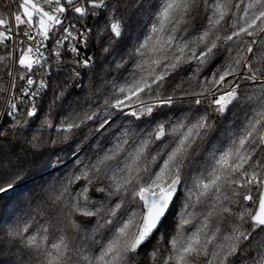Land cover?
Instances as JSON below:
<instances>
[{
	"label": "snow or ice",
	"instance_id": "6c2138e0",
	"mask_svg": "<svg viewBox=\"0 0 264 264\" xmlns=\"http://www.w3.org/2000/svg\"><path fill=\"white\" fill-rule=\"evenodd\" d=\"M129 7L4 0L0 201L42 145L110 147L77 159L34 212L0 217V264H142L144 249L147 264H264V0H158L135 42ZM62 72L43 120L54 135L27 137Z\"/></svg>",
	"mask_w": 264,
	"mask_h": 264
},
{
	"label": "trees",
	"instance_id": "16d2710c",
	"mask_svg": "<svg viewBox=\"0 0 264 264\" xmlns=\"http://www.w3.org/2000/svg\"><path fill=\"white\" fill-rule=\"evenodd\" d=\"M158 0H128L130 7L127 9V18L130 23L129 35L132 41L135 42V38L145 30L144 26L150 23V18L154 12V5ZM4 0H0V8L3 7ZM88 26H92L94 21L89 19L86 21ZM104 21H101V25ZM3 51V49H0ZM88 55L95 54L97 57L101 56L99 46L93 43L90 47ZM65 61H70L72 57L69 54H64L62 57ZM65 67H71L70 64H66ZM82 74V83L84 85V91H87V86L89 84L88 71L87 69H80ZM119 73H114L111 78H115ZM68 79L67 75L63 72L60 76H54L51 81L52 87L48 90L47 95L42 97L39 103L41 104V110L39 112L38 118H35L34 123L30 122V126L25 130V135L31 137L36 135L42 137L43 140H47L54 133L51 130H46L43 127V120L45 113L48 112V106L51 102L53 96V88L61 89L64 86V82ZM7 77H5V81ZM22 83V82H21ZM69 92L73 91L71 88L68 89ZM84 93L81 92L80 95ZM75 98V95L68 96V100L71 101ZM4 105L0 102V113ZM186 107V106H185ZM53 115V123L55 124L58 119H60L59 112H55ZM121 120H117L116 124L113 125L110 131L115 132L117 128L121 126ZM126 125L127 121H123ZM5 126L10 123V118L2 121ZM87 129H85V134ZM109 133H105V136ZM9 140L12 137L9 136ZM11 145H6L10 147ZM110 147V144L105 142V137L100 136L96 138L84 139L78 136L67 143L57 145L55 147L42 145L39 152L35 155L28 156V160L24 166L23 171L18 177L15 178V183H19L21 186L16 189V192H9L8 196L4 197L0 201V217H3L7 223H12L17 218H23L29 212H34L35 204L30 203L36 200V196L41 190H51L59 186L60 182L63 180L66 174L73 170L76 166V160H84L89 157H93L99 148ZM16 150L23 155V146L19 143L16 144ZM8 197H14L11 203L8 202ZM11 217V219H9ZM175 228V222L173 226L169 229V232L173 231ZM3 233L0 232V236ZM155 241H153V244ZM153 245H148L151 248ZM148 249L142 251L140 260L142 264H147L144 252ZM11 253L10 248H6L4 252V258Z\"/></svg>",
	"mask_w": 264,
	"mask_h": 264
},
{
	"label": "built area",
	"instance_id": "2783aa9c",
	"mask_svg": "<svg viewBox=\"0 0 264 264\" xmlns=\"http://www.w3.org/2000/svg\"><path fill=\"white\" fill-rule=\"evenodd\" d=\"M66 55V54H65ZM70 55V54H69ZM64 56V54H62V57ZM71 56V55H70ZM4 111V107H3V109H2V112Z\"/></svg>",
	"mask_w": 264,
	"mask_h": 264
},
{
	"label": "rangeland",
	"instance_id": "374dc122",
	"mask_svg": "<svg viewBox=\"0 0 264 264\" xmlns=\"http://www.w3.org/2000/svg\"><path fill=\"white\" fill-rule=\"evenodd\" d=\"M1 113H2V111H1ZM3 121V120H2ZM2 121H0L1 123H2Z\"/></svg>",
	"mask_w": 264,
	"mask_h": 264
},
{
	"label": "water",
	"instance_id": "95a60500",
	"mask_svg": "<svg viewBox=\"0 0 264 264\" xmlns=\"http://www.w3.org/2000/svg\"><path fill=\"white\" fill-rule=\"evenodd\" d=\"M0 121H2V120H0ZM1 123V122H0Z\"/></svg>",
	"mask_w": 264,
	"mask_h": 264
}]
</instances>
